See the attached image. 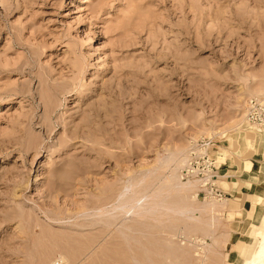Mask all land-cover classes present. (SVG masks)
<instances>
[{"label": "rangeland", "instance_id": "374dc122", "mask_svg": "<svg viewBox=\"0 0 264 264\" xmlns=\"http://www.w3.org/2000/svg\"><path fill=\"white\" fill-rule=\"evenodd\" d=\"M255 95L264 0H0V264H240L255 199L184 184L203 141L257 143Z\"/></svg>", "mask_w": 264, "mask_h": 264}, {"label": "crops", "instance_id": "0c3cea01", "mask_svg": "<svg viewBox=\"0 0 264 264\" xmlns=\"http://www.w3.org/2000/svg\"><path fill=\"white\" fill-rule=\"evenodd\" d=\"M215 146L216 149H213ZM237 146V147H235ZM213 157L224 158L223 161L215 164L217 166L216 182L220 181L219 178H224L226 187L216 186L223 192V197L217 200V204L212 207L223 204L227 210L235 211L238 205L245 204L249 198L253 197L257 203L256 211L258 215V222L255 224L254 230L262 228V220L264 218V189L254 188L256 184L253 180V175L256 173V168L264 164V131L259 134L257 143H254L253 148H244L241 142L225 143L222 145L212 144ZM264 177V169L262 170ZM224 199V200H223ZM210 208V210L212 209ZM209 210V211H210ZM256 229V230H255ZM255 239V232L253 234Z\"/></svg>", "mask_w": 264, "mask_h": 264}, {"label": "bare ground", "instance_id": "6f19581e", "mask_svg": "<svg viewBox=\"0 0 264 264\" xmlns=\"http://www.w3.org/2000/svg\"><path fill=\"white\" fill-rule=\"evenodd\" d=\"M250 98H256V99H261L264 98V95L262 96H258L255 95L253 97ZM247 98L246 102L250 99ZM244 111L246 112V108H244ZM246 120V117H245ZM50 127V125H49ZM257 129V128H256ZM260 129V128H258ZM264 129V128H261ZM209 140V139H207ZM155 170V168H151L148 169L147 173H137L138 175L136 177H134V183H127L128 185H126L125 187L122 188L121 192L118 193V196L116 199V201H114L111 210L109 211V213H105V214H115L118 213L122 216L123 219H129L133 216L139 215L141 211H143L144 209V204H145V200L147 199V195L146 194H137L135 197H132V199H130V201L128 202V200L126 201V197L130 194H132L134 191H137V188L139 186V184L142 182L143 177H145V175H152L153 176V171ZM193 181H187L184 186H189V187H193L196 185V183H200L201 186H203L202 184V180L200 178H193ZM183 184V183H182ZM177 186V185H176ZM134 192V194H135ZM213 199H216L215 197H211ZM218 199L216 200H211L208 203H205L204 206H202L201 208L203 210H207L209 211L210 208L214 205L217 204ZM160 205V204H159ZM169 211H171L172 209L169 207L168 208ZM183 209V208H182ZM200 209V207H199ZM184 210V209H183ZM98 216V215H97ZM101 216V215H99ZM133 220V219H132ZM262 224V228L258 229L255 231V247L253 249H251V251L246 252L244 259L242 258V261L240 264H264V218L261 222ZM126 226H124L125 228ZM65 264V263H64Z\"/></svg>", "mask_w": 264, "mask_h": 264}, {"label": "built area", "instance_id": "2783aa9c", "mask_svg": "<svg viewBox=\"0 0 264 264\" xmlns=\"http://www.w3.org/2000/svg\"><path fill=\"white\" fill-rule=\"evenodd\" d=\"M245 108V117L247 122L256 128H264V98H250L246 102ZM201 147L204 150L203 152H200L201 149L197 150L194 148L193 153H195V155L196 153L197 155H200L199 160L194 161L193 165H188L187 173L199 176L202 180L203 186L205 187V191L212 194V196L216 199H220L223 196V192L216 186L217 175L215 170L217 169V166L213 155H211L209 151L212 147L211 141H203Z\"/></svg>", "mask_w": 264, "mask_h": 264}]
</instances>
